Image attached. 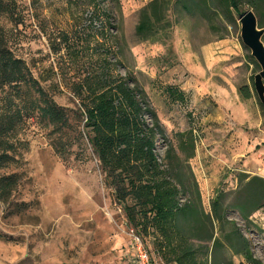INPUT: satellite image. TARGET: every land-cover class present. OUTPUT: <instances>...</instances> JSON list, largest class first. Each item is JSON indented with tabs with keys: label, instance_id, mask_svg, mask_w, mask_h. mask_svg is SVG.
Segmentation results:
<instances>
[{
	"label": "rangeland",
	"instance_id": "1",
	"mask_svg": "<svg viewBox=\"0 0 264 264\" xmlns=\"http://www.w3.org/2000/svg\"><path fill=\"white\" fill-rule=\"evenodd\" d=\"M0 1L9 8L1 14L0 26L13 57L24 63L45 96L63 108L68 117L62 130L29 110L20 123L15 163L0 172L19 177L11 196L0 200V264H129L132 260L131 235L135 231L127 225L121 206L114 201L89 150L71 93L74 84L90 72L99 54L109 48L112 54L106 62L113 66L112 75L123 77L129 73L143 88L163 128L166 143L177 149L176 134L191 132L193 156L184 166L197 192L186 182V200L192 202L197 193L198 204L205 214H210L216 194L237 188L234 177L241 173H233V177L230 169L224 166L219 169L216 154L223 132L207 118L211 105L195 98L192 91L194 86L207 90L208 79L212 80L215 73L219 75L220 67L216 72L206 69L198 77L199 74L182 66L181 60L187 57L185 48L189 42L196 45L224 36L234 42L239 54L227 62L238 64L234 66L238 71L235 77L232 72L223 76L236 78L239 87L248 86L251 101L263 120L258 143L255 142L258 148L263 146L264 109L252 87L259 67L241 44L239 16L215 0L207 1L204 16L189 0H172L170 42L162 45L143 42L134 35L139 10L150 0H120L118 6L109 0ZM248 10L241 4V14ZM258 20L264 25V12L258 13ZM107 34L114 37L110 45L105 42ZM262 41L264 44V36ZM77 54L79 59H72ZM168 86H186L185 105L168 101L165 95ZM26 90L21 88L22 93ZM14 92L8 89L0 92V105L6 94L13 96ZM35 96L28 92L23 97L34 100ZM214 140L216 144L207 145ZM163 148L164 143L158 142L159 156ZM215 161L217 166L213 164ZM229 200L230 197L225 204ZM226 214L249 240L253 257L264 264V208L255 212L248 223L233 211ZM229 229L230 226L225 227L226 232ZM139 237L153 264H170L153 248L151 238ZM229 261L237 264L242 260L222 250L215 264Z\"/></svg>",
	"mask_w": 264,
	"mask_h": 264
},
{
	"label": "trees",
	"instance_id": "2",
	"mask_svg": "<svg viewBox=\"0 0 264 264\" xmlns=\"http://www.w3.org/2000/svg\"><path fill=\"white\" fill-rule=\"evenodd\" d=\"M189 1L195 10L205 15L209 0ZM215 1L236 16L242 15L241 4H245L256 16L258 27L264 29L258 20V13L264 12V0ZM109 2L118 6L120 0ZM171 6L172 0H152L143 6L138 13L135 37L162 45L170 42ZM8 11V6L0 1V16ZM104 38L109 45L114 39L108 34ZM110 53L109 48L99 54L90 72L74 84L71 93L89 150L114 201L121 206L127 225L136 236L151 238L153 248L170 264H215L222 250L241 258L243 262L237 264H261L253 257L249 240L227 219L226 212L233 211L248 223L255 212L264 208V180L238 174L237 188L216 194L210 204V214H205L198 204L197 193L192 202L186 200V182L197 192L184 166L193 156L191 132L176 134L177 149L166 143L163 128L143 88L129 73L123 77L112 75L113 66L106 62ZM72 59H79V55ZM23 87L27 89L25 93L21 92ZM6 89L15 92L13 96L6 94L0 105V172L15 163L16 137L22 119L29 115L27 110L31 114L38 113L55 129L62 130L68 122L65 110L45 96L24 63L13 57L0 26V92ZM28 92L36 95V99L24 100ZM165 93L172 104L187 102L185 95L174 86L166 87ZM238 93L242 99L251 97L248 86L239 87ZM161 141L164 150L159 156L157 146ZM62 151L59 150L63 154ZM18 183L16 174L0 175V200H7ZM226 226H230L228 232Z\"/></svg>",
	"mask_w": 264,
	"mask_h": 264
},
{
	"label": "crops",
	"instance_id": "3",
	"mask_svg": "<svg viewBox=\"0 0 264 264\" xmlns=\"http://www.w3.org/2000/svg\"><path fill=\"white\" fill-rule=\"evenodd\" d=\"M152 1V0H150ZM187 50V51H186ZM185 51L187 57L181 60L182 66L199 74L206 69L218 70V74H213V79H208L210 84L207 90L199 89L194 86V97L204 100L206 105H211V114L207 115L215 122L222 133L218 145L220 149L217 151L219 169L226 167L233 173H244L249 176H256L264 180V145L257 147V136L262 128L263 120L259 114V110L249 99H242L239 96L234 73L237 72L238 64L229 65L227 60L233 55L239 54V48L228 36L219 37L217 39L203 41L195 45L189 42ZM188 59L187 61L185 59ZM233 67V68H230ZM225 71V72H224ZM233 73V77L223 76V73ZM187 98L185 87L175 86ZM213 106V109H212ZM228 132H231L229 135ZM261 133V132H260ZM218 139V138H217ZM256 141V142H255ZM264 142V141H263ZM216 144V141L209 143L210 146ZM256 161L254 164L252 161ZM217 166V162H213ZM234 177V175H233ZM234 177V183L236 184Z\"/></svg>",
	"mask_w": 264,
	"mask_h": 264
},
{
	"label": "water",
	"instance_id": "4",
	"mask_svg": "<svg viewBox=\"0 0 264 264\" xmlns=\"http://www.w3.org/2000/svg\"><path fill=\"white\" fill-rule=\"evenodd\" d=\"M240 41L249 50L251 58L259 67V71L253 77V90L258 102L264 106V44L262 37L264 29L259 28L257 18L248 10L239 16Z\"/></svg>",
	"mask_w": 264,
	"mask_h": 264
},
{
	"label": "built area",
	"instance_id": "5",
	"mask_svg": "<svg viewBox=\"0 0 264 264\" xmlns=\"http://www.w3.org/2000/svg\"><path fill=\"white\" fill-rule=\"evenodd\" d=\"M131 244L133 254L129 264H153L141 238L134 233L131 235Z\"/></svg>",
	"mask_w": 264,
	"mask_h": 264
}]
</instances>
